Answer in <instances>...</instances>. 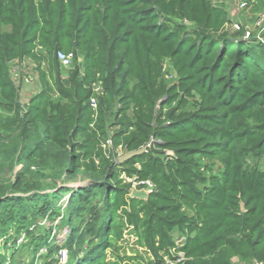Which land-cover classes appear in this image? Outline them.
<instances>
[{
	"label": "trees",
	"instance_id": "trees-1",
	"mask_svg": "<svg viewBox=\"0 0 264 264\" xmlns=\"http://www.w3.org/2000/svg\"><path fill=\"white\" fill-rule=\"evenodd\" d=\"M227 20L212 0H0V264L264 261V45ZM56 217L61 246L38 224Z\"/></svg>",
	"mask_w": 264,
	"mask_h": 264
},
{
	"label": "rangeland",
	"instance_id": "rangeland-1",
	"mask_svg": "<svg viewBox=\"0 0 264 264\" xmlns=\"http://www.w3.org/2000/svg\"><path fill=\"white\" fill-rule=\"evenodd\" d=\"M212 2L213 6L222 9L227 13L228 20L222 28V32L228 33L230 35L236 34L233 31V27L231 26V21L239 23L244 29L248 27L251 28L255 16L259 13H262L264 10V0H212ZM242 3L245 4L244 8L240 7ZM238 11L240 12L238 15H236ZM252 33V37H255L258 34V31H253ZM33 69L34 67H32V65L28 61H24L22 63L15 62V64H13L12 66L11 77L15 85L20 89V97L22 104H27L30 97L33 95V92L39 89V85L37 83V76L34 73ZM164 72L166 81L168 83H174L177 81L176 74L173 72L168 63L164 65ZM15 74H19V78H14ZM23 74L25 77L23 76ZM24 79H27V82H24ZM22 81L23 83H21ZM83 179L84 178L81 175H78L72 181H70L67 186L76 189L84 184L82 182ZM68 198L69 195H63L62 199L58 202V206H60L62 211L66 207ZM60 216H62V213ZM39 221V226L45 227V229L47 230L50 229L52 233V238H54L56 240V243L61 246L64 242L62 238L65 231L60 228V217H56V219L51 222L45 219H41ZM21 241L22 238L18 240V242ZM3 242L4 239H0V253L4 252V250H2ZM14 251L15 248L11 247L8 252L14 253ZM42 251L45 252L46 249H43ZM235 260H237V258H233L231 262L234 264L236 263Z\"/></svg>",
	"mask_w": 264,
	"mask_h": 264
},
{
	"label": "built area",
	"instance_id": "built-area-1",
	"mask_svg": "<svg viewBox=\"0 0 264 264\" xmlns=\"http://www.w3.org/2000/svg\"><path fill=\"white\" fill-rule=\"evenodd\" d=\"M241 8L245 7V4L242 3L240 5ZM240 11L236 15L239 14ZM231 26L233 27V31L235 33L241 32L242 33V40L246 42H258L262 43L264 45V10L262 13H259L255 16V19L252 23L251 28H246L244 29L239 23L237 22H232L231 21ZM253 31H258V34L255 37L253 36ZM263 31V32H262ZM74 56L72 53H64L62 51L57 52V60L59 61L60 65L64 69H68L71 67L72 62H73ZM19 78V74H15L14 78ZM24 82H27V79H24ZM101 92V86L98 84L94 86L93 88V93L95 94H100ZM90 105L92 108H96V99L95 97H91L90 99ZM110 140L107 141V145H110ZM128 182L132 183V191H139V192H144L146 195L150 194L153 191V185L149 181L145 182H133V180H129ZM184 241V236L178 237L176 240V247H181ZM45 253L41 250L40 254ZM59 264H66L68 261V251L66 249H60L58 252V257H57ZM184 255L182 252H177L176 253V259L175 261H168V264H177L183 262ZM237 262V260H235ZM245 264H264L263 260H257V259H252L251 261L245 263Z\"/></svg>",
	"mask_w": 264,
	"mask_h": 264
},
{
	"label": "water",
	"instance_id": "water-1",
	"mask_svg": "<svg viewBox=\"0 0 264 264\" xmlns=\"http://www.w3.org/2000/svg\"><path fill=\"white\" fill-rule=\"evenodd\" d=\"M145 151H146V147L141 148L137 151H133V152H124L123 155L119 157V163H123L131 158L138 157L142 155ZM132 197L139 198V199H145L146 195L144 192L133 191Z\"/></svg>",
	"mask_w": 264,
	"mask_h": 264
}]
</instances>
